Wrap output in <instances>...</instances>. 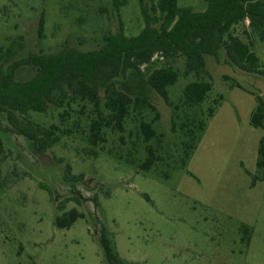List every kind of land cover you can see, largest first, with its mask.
Here are the masks:
<instances>
[{
  "label": "rangeland",
  "instance_id": "obj_1",
  "mask_svg": "<svg viewBox=\"0 0 264 264\" xmlns=\"http://www.w3.org/2000/svg\"><path fill=\"white\" fill-rule=\"evenodd\" d=\"M177 2L197 12L206 8L204 0ZM119 25L127 37L141 31L139 0H0V48L22 44L13 61L63 47L97 49ZM255 46L264 64V42L255 39ZM176 68L180 77L168 97L177 111L151 90L156 110L131 113L124 132H108L104 144L86 142L85 119L76 115L59 124L54 110L32 117L71 133L46 153L8 135L11 153L0 165V264H109L99 244L101 229L119 264H264V170L256 168L264 130L249 123L254 98L231 87L239 84L264 99V78L226 63L222 52L216 60L208 57L212 90L187 111L182 91L194 78L183 76L182 62ZM17 75L25 79L28 72ZM219 95L223 102L182 167L189 139L180 127L191 121L186 115L206 119ZM141 120L155 133L147 144ZM147 147L153 163L142 171ZM73 209L83 218L67 230L56 228L55 218Z\"/></svg>",
  "mask_w": 264,
  "mask_h": 264
},
{
  "label": "trees",
  "instance_id": "obj_2",
  "mask_svg": "<svg viewBox=\"0 0 264 264\" xmlns=\"http://www.w3.org/2000/svg\"><path fill=\"white\" fill-rule=\"evenodd\" d=\"M204 1L205 10L197 12L190 7H180L177 0H151L150 6L139 0L144 23L141 31L127 37L119 25L116 32L106 33L101 46L94 50L63 47L52 54L39 51L13 61L22 44L17 42L6 49L0 48V165L11 153L6 147L8 135L21 137L31 150L43 154L71 133L61 129L59 124H66L78 115L87 122L86 142L96 147L105 143L108 132L122 134L131 113L156 110L149 101V91L174 107L168 88L180 77L176 68L178 62H182L183 76L194 78L182 91L181 104L187 111L201 106L212 90L206 68L208 57L216 60L222 52L226 63L245 74L264 78V64L255 46V39L264 42V0ZM115 10L118 12V6ZM43 22L41 18L39 33ZM22 70L28 72L25 79L18 78ZM231 87L254 98L255 108L249 123L255 129L264 130V99L239 84ZM223 99V95H219L214 100L204 120L196 122L194 117L189 119L186 115L191 121L180 127L184 137L189 139L184 143L182 167L186 166L204 133L206 121L215 115ZM174 109L177 111L178 107ZM50 110L57 112L59 124L45 127L34 121L32 115H44ZM174 125L173 121V129ZM139 128L147 144L155 133L151 125L142 120ZM146 150L148 156L140 165L142 171L151 169L153 163L151 148ZM256 168L264 170V136L259 141ZM72 189H75L74 184ZM94 206L99 207L97 203ZM82 218L83 215L73 209L57 216L54 226L67 230ZM101 233L99 244L105 260L119 264L105 229H101Z\"/></svg>",
  "mask_w": 264,
  "mask_h": 264
}]
</instances>
